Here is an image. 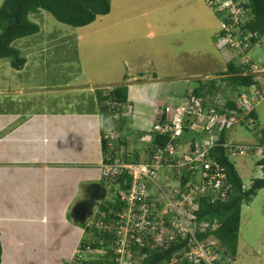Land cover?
<instances>
[{
  "label": "crops",
  "instance_id": "0c3cea01",
  "mask_svg": "<svg viewBox=\"0 0 264 264\" xmlns=\"http://www.w3.org/2000/svg\"><path fill=\"white\" fill-rule=\"evenodd\" d=\"M212 19L205 16L204 24L200 28L211 38L208 45L211 47L208 54L210 62L214 59L212 52L222 57V60L225 55L224 50L218 52L214 47L219 27L214 26L215 23L213 25ZM102 26L103 22L95 21L90 28H77L74 32L80 31L78 29L97 32ZM73 36L76 37L74 33ZM79 41L80 38L72 43ZM82 41L79 43L80 49ZM199 43L201 46L205 45L202 40ZM79 46H76L75 50ZM203 51L207 52L205 48ZM131 60L136 64L139 60L148 63L147 55L140 52ZM191 65L194 68H191ZM66 67L65 73H52L47 69H32L29 72L24 69L25 65L20 71L10 68L8 73L0 69V73H6V77L0 76L1 90H7L4 89L5 84L6 88L12 84L14 91H17L20 83L28 86L33 84L32 89L28 91L30 103L25 104L15 99L18 96V92H15L16 94L12 93L10 96L14 100L13 108L2 109L0 112L1 264H65L83 240L84 229L81 225L85 220L80 221L79 215L75 216L73 210L83 211V208L92 205L97 192L101 196L100 170L99 176H96L91 173L95 168H89L93 167L90 163L98 156L102 159L100 117L95 101L96 88L125 85L131 114L133 115L134 108L137 107V115L141 117L140 123L133 125L146 136L160 103L180 102L179 95L194 88L187 86V79L198 77L195 74V63L177 71L194 73L191 76L186 75V79L182 78L183 82L170 81L163 85L155 73L149 79L140 74L142 71L138 73L140 69L144 71L143 65L141 68L131 66L134 75L124 76L121 83L120 78L115 83L112 77L108 79L107 76L106 82L97 83L88 78H81L80 74H68L70 71ZM60 68L63 69V65ZM222 72V69L217 68L216 74ZM10 73L12 77L7 75ZM77 73L82 72L79 69ZM203 75L208 76L207 73ZM47 78L51 82H48ZM55 79L60 81L56 83ZM88 87L94 88L91 91ZM4 92L0 94V100L6 104L9 99ZM67 97L70 99L67 100ZM83 100H88L91 104L83 106ZM133 125L129 127L125 122L122 132H126L127 128L132 131ZM100 162L97 164L98 169Z\"/></svg>",
  "mask_w": 264,
  "mask_h": 264
},
{
  "label": "rangeland",
  "instance_id": "374dc122",
  "mask_svg": "<svg viewBox=\"0 0 264 264\" xmlns=\"http://www.w3.org/2000/svg\"><path fill=\"white\" fill-rule=\"evenodd\" d=\"M3 1L4 0H0V7ZM207 1L208 0H115V2L113 1L114 11H112L111 8L107 16L100 17L96 20L104 23V26H102V28L100 27V29L98 28L97 32L91 29H78L80 31L74 32V29L77 28L62 25L47 12L41 11L39 14L29 15L28 17L30 22L38 26L39 32L30 38L15 41L13 47L18 50L20 56L26 60L24 69L29 72H31L32 69H47V71L52 73H65L67 71L65 66H67L66 68L70 71L68 74H80L81 78H88L97 83L106 82V76L108 79L112 77L115 83H117L118 78H120L121 83L124 81V76L134 75L131 66L141 68L142 65L144 71L140 69L138 73L142 71L140 74H142L145 79L151 78L153 73H155L158 79L162 80L163 85L170 81L172 83L183 82L184 79L188 78L185 77L186 75L191 76L194 73H178L177 71L182 67H186V65L188 66L190 63H195L197 72L195 74L196 77H198L192 80L187 79V86L190 87H196L198 84L195 80L199 79L202 81L210 79L219 83L218 80L221 77L216 76L217 68L222 69L223 72H228V65L233 62L235 64L237 61H240V64H243L246 63L245 60L252 59L255 66L258 64L263 66L260 68H264V37L261 39L260 46H254V48L242 59H239L241 50H233L227 47L224 49V60H222V57L220 58L212 52L214 59L213 62H210L208 54L211 52V47L208 45L210 44L211 38L200 28L201 25L204 24L205 16L210 19L213 17L212 23L213 25L215 23L214 26L218 25L219 32L221 31L222 21L215 17L212 12L215 7L212 8V6H209ZM234 5L235 11L238 13L239 9L236 8L237 4ZM218 13H220L222 18H225L224 13ZM201 14H204V16ZM237 22V19H235L234 23L236 24ZM86 27L90 28L89 26ZM107 27L109 28L106 30ZM73 33L77 38L73 36ZM117 37L124 40L117 39ZM78 38H80V41L83 40L81 49L79 46L80 41L76 44L72 43L73 40H78ZM201 40L204 41L203 44L206 46H201L199 43ZM76 46L79 47L75 50ZM204 48L207 52L203 51ZM139 52L147 55L148 63L139 60L136 64L131 60V58ZM205 55L207 56L206 58ZM135 59L136 57L134 60ZM140 61H142V63ZM202 63H204V66H202ZM62 65L64 67L63 69L60 68ZM191 68H194V66L191 65ZM0 69L5 72H10L9 62L6 60L0 62ZM79 69L82 73H77ZM206 73L208 76L204 77L203 74ZM2 75L6 77V73H0V76ZM7 75H11L12 77V73ZM34 76L38 75L34 74ZM231 76H233L231 73H225V77L222 78ZM256 76L258 80L262 82V77L259 75ZM46 80L51 82L48 78ZM1 81L2 79H0V82ZM59 81L60 79L54 80L56 83ZM30 84L28 86V84L20 83L19 87L16 89L17 91H14L15 89L12 88V84L7 88V84L3 85L4 89L7 90L0 89V94L6 91L4 95L9 100L6 104L0 100V112L2 109L8 110L13 108L12 101L14 100H12L13 97L10 96L15 92H18V96L17 98L15 97V99L25 104L30 103L31 97L28 91L32 89L33 85L31 84L30 87ZM55 86H57V84ZM93 88L94 87H88L91 91ZM227 88L228 87L224 86L221 87L219 95L212 97L211 102L222 105L225 98L236 101L237 94L230 93ZM99 89L101 88H96L95 90L99 91ZM8 93L10 94L9 96L6 95ZM85 95L88 96L87 94ZM66 99L69 100L70 98L67 97ZM83 101L85 103L83 106L86 105L87 107L91 104L88 100ZM161 105L162 103H160V106ZM178 106L172 107L175 109ZM138 111L139 109L135 107L132 115L133 120L131 116H128L127 124L129 127H131L133 123H140L139 118L141 117L137 115ZM255 111L258 115L259 129H263L264 102L256 106ZM157 112L158 109L156 108V113ZM127 129L129 134H127L126 131L121 136V143L124 145L118 148V157L122 159L126 158L127 160H135V155H137L135 152L142 155L143 151L149 149L147 146L151 145L153 136L151 135L152 140H149L148 137L146 141L143 142V132L140 131L138 127L133 125L132 131L130 128ZM249 131H251V127L245 129L239 126L231 132L228 130L227 134L228 143L230 145L234 148L239 149V147H242L244 149L243 156L232 159L231 162L240 179H243V183L246 187L249 186L250 181L253 179L263 177L262 171L260 168H257V164L255 165V161L259 160L258 157H256V159L251 158L245 151L248 150L249 145H255L257 142L255 136L251 135ZM212 134L218 135V130L214 131ZM204 140L205 139L202 138L201 135L191 130L181 137L183 147L191 144L193 141L194 143H202ZM185 148L187 149L188 147L186 146ZM151 150L152 146H150V151ZM101 160V157L98 156L93 163H90L93 167L89 168H95V171L91 170L92 175L99 176L97 164ZM95 185L98 184L95 183ZM101 186L108 191L104 198L105 201L102 202V204H105L113 200V186L107 188L103 183H101ZM80 198L82 199V196H80ZM90 236L92 235H88L87 233L85 238L88 239ZM91 257H93V255ZM233 260L235 261L233 264H264L263 190L258 191L256 196L248 204H244L241 207L237 250ZM68 261L70 260L67 259L66 262Z\"/></svg>",
  "mask_w": 264,
  "mask_h": 264
},
{
  "label": "built area",
  "instance_id": "2783aa9c",
  "mask_svg": "<svg viewBox=\"0 0 264 264\" xmlns=\"http://www.w3.org/2000/svg\"><path fill=\"white\" fill-rule=\"evenodd\" d=\"M243 2L212 0L208 5L214 6L217 12L228 13L235 21L246 13L241 7ZM234 4H237L238 13ZM222 30L226 33L224 40L227 47L241 50L242 53L249 45L247 39L241 41L238 39L240 35H233L231 26L223 25ZM254 92L250 95L243 93L237 100V106L245 116L252 110L253 102L261 101H256L258 92ZM252 95L255 97L251 98ZM202 102L191 96L184 98L175 109L172 105L163 104L153 129L160 136L168 135L170 142L163 149L148 151L138 160L118 157L119 115L115 110L119 105L115 99L105 102L113 112L109 113L102 125V139L107 149L99 165L100 181L107 188L113 186L112 196L118 199L120 206L106 223L103 222L105 213L99 212V209L96 212L101 219L95 226L100 234L111 238L107 246L109 256L103 261L101 258L102 264H142L146 258L145 254L140 255L143 249L160 251L182 242L184 247L169 262L161 264L234 263L224 255L223 249L212 237L203 241L196 239V233L204 234L209 227L207 223L198 224L196 212L201 198L207 199L211 205L227 200L231 187L226 183L223 168L207 157L217 141L212 133L220 131L227 124L237 123L244 116H236L234 111L229 115H218L214 106L208 105V109H202ZM214 105L221 106L216 102ZM185 129L205 134V140L185 145L188 147L186 149L181 142V137L188 132ZM224 147L231 155L244 154L242 147L238 149L228 144ZM255 152L264 158V144L257 146ZM186 177L188 180L182 182ZM121 182L124 186L128 184V187L122 189ZM103 189L107 194V189ZM217 227V224H213L212 230ZM135 244L137 248L134 249L132 246ZM89 250L85 249L86 252ZM100 252L104 257V250Z\"/></svg>",
  "mask_w": 264,
  "mask_h": 264
},
{
  "label": "trees",
  "instance_id": "16d2710c",
  "mask_svg": "<svg viewBox=\"0 0 264 264\" xmlns=\"http://www.w3.org/2000/svg\"><path fill=\"white\" fill-rule=\"evenodd\" d=\"M209 1L212 0H208L207 2ZM113 4V0H4L0 7V61H8L10 68L15 71H20L24 67L26 60L21 57L19 51L13 47V43L17 40L35 36L39 32L38 26L29 21V15H36L41 11H45L62 25L72 28H84L93 24L98 18L107 16L111 8L112 11H114ZM241 7H243L246 13L237 20L238 22L236 24L228 13H226L227 16L224 13L225 18H222L220 13L215 10L216 8H213L212 11L215 17L222 21L221 31L218 32L216 36L217 40L214 44L218 52L227 48V43L224 40L226 33L222 30L223 25L231 26L234 30L233 35H240L238 38L239 40L246 41L247 39L249 41L247 48L240 53L239 59L247 55L254 46H260L261 39L264 37V0H244ZM245 61L246 63L243 64H240V61H237L235 64L231 62L232 64L228 65V72L216 74L217 76L225 77V73H231L233 76L226 78L221 77L218 80L219 83L215 80L206 79L202 81L199 79L196 81L198 84L196 87L191 90H185L178 98L182 100L185 97L190 98L192 96L197 99H202L201 108L208 109V105L214 106L215 112L218 115H229L234 111L236 116H244L243 121H240L239 124L245 129L251 127V132L257 141L256 143L263 145L264 128L259 129L258 115L255 110H252L245 116L244 111L237 106L235 101L229 98H225L222 106H216L211 102V98L217 95L220 92V88L223 86L228 87L227 89L230 93H235L237 95H240L242 90L248 93L247 89L255 86L256 92L259 93L256 95V101L264 99L261 88V85L264 83V75L261 76L263 80L262 84L255 75L248 74L245 76V73H254L252 66H255L252 59H247ZM256 66L259 68L263 67L258 64H256ZM104 94L105 92L102 90L97 91L98 106H101L104 101L112 98L123 105L127 103L128 90L124 85L111 88L107 96ZM254 97L253 95L251 96V98ZM208 102L209 104H207ZM103 110L104 107L101 106L99 109L101 115L99 116L102 118H104V115H102ZM249 121H251V123H249ZM100 131L102 130L100 129ZM185 131L188 130L185 129ZM251 132L249 133L251 134ZM227 134L228 130L224 128L219 131L216 145L209 152L207 158L214 160L219 166L224 168L227 180L232 185V193L228 194V200L225 203L217 202L211 205L205 198L199 200V210L196 212L198 224L205 221H216L219 227L216 230H212V225H209L206 233H196V239L203 241L207 239L209 235L214 236L219 241L220 247L224 248V255L229 258H234L237 250L241 207L244 204H248L256 196L258 191L264 190V158L256 163L258 167H261L260 170L262 171L263 177L253 180L247 190H242V181L237 175L234 165L229 161L227 148L223 146L227 144ZM169 142L168 135H156L152 142V149H163ZM121 145L124 144L121 143ZM105 148L106 143L103 141L102 151L104 154ZM113 154L115 155V152H113ZM135 157V160L139 159V155H135ZM170 180L171 179L168 181ZM186 180H188L187 177L183 178L182 182ZM127 187L128 184L124 186L121 182L122 189H126ZM112 198L113 200L99 206V212L105 213V219H103L104 223L112 218L113 212L119 210L120 203L118 199H116L115 196H112ZM97 216L98 215H95L94 218L87 220L81 225L84 229L85 236L87 233L88 235H92L88 237V239L84 238L81 245H89L93 250H104L105 255L101 257L103 261L109 256L107 253V246L111 238L103 233L100 234L99 229L95 226L97 221L101 219L100 216ZM183 245L184 242L174 244V246L160 251H143V249L140 255L143 253L146 255V258L142 264H160L164 261L169 262L173 254L184 247ZM132 247L135 249L137 245L135 244ZM102 261L100 259L91 264H102ZM183 264L188 263L184 262Z\"/></svg>",
  "mask_w": 264,
  "mask_h": 264
},
{
  "label": "clouds",
  "instance_id": "9594fccd",
  "mask_svg": "<svg viewBox=\"0 0 264 264\" xmlns=\"http://www.w3.org/2000/svg\"><path fill=\"white\" fill-rule=\"evenodd\" d=\"M26 39V38H25ZM22 40V39H21ZM20 54V53H19ZM252 67H255V69H253L254 70V73H245V76L246 75H259L260 77L261 76H263L264 75V69L263 68H259V67H257V66H252ZM259 69V70H258ZM256 72H257V74H256ZM263 81V80H262ZM261 82V81H260ZM263 82H261V84H262ZM125 86V85H124ZM114 88V87H113ZM261 88H262V93H263V96H264V83L261 85ZM108 89L110 90L111 89V87H107V88H101V89H99V90H102V91H104L105 92V94L104 95H108V93H109V91H108ZM254 89V90H253ZM245 90H242V92L240 93V95L238 94L237 95V100L240 98V96L243 94V93H245L244 92ZM254 91H256V87L254 86V87H250V88H248L247 89V92L249 93V95L251 94V93H255ZM220 93V92H219ZM219 93L217 94V95H219ZM247 93V94H248ZM259 94V93H258ZM217 95H215V97L217 96ZM186 98V97H185ZM113 99V98H112ZM112 99H110V100H112ZM184 99V98H183ZM182 99V100H183ZM110 100H106V101H104L102 104H101V106L102 107H104V110H103V113H102V115H104V118H102V117H100V128L99 129H101L102 130V125H103V123L105 122V120L107 119V116L109 115V113H112L113 111L108 107V106H106L105 105V102H107V101H110ZM182 100H180V102H177V104H171V103H168V102H162V105L163 104H166V105H172V106H178L180 103H181V101ZM200 100H202V99H200ZM237 100L235 101L236 102V104H237ZM264 100V99H263ZM263 100H261L260 102H253V108H252V110H255V107L256 106H258L259 104H261L262 102H263ZM95 101H96V105H97V107H98V111H99V109L101 108V106H98V104H97V101H98V99H97V91H96V95H95ZM115 101H116V99H115ZM117 102V101H116ZM117 104L119 105L118 107H117V109L115 110L116 112H117V114L119 115V121H118V128H119V131H120V135H119V140H118V142H119V145H118V147L116 148V151L118 150L119 151V147L121 146V136H122V134L124 133V132H122V126L123 125H125V122H127V118H128V116H131L132 117V114H131V107H130V105L128 104V102L126 103V104H121V103H119V102H117ZM207 104H209V102L207 103ZM224 104V103H223ZM162 105L160 106L159 105V107L157 108L158 109V112L155 114V118H154V120H153V122H152V124H151V127H150V130H149V134H146V136H144V139H143V142H145L146 141V139L149 137V140H152L151 139V135L153 136V140H154V137L156 136V135H158L155 131H154V129H153V127H154V125L156 124V119H157V116H158V114L160 113V111H161V109H162ZM222 106V105H221ZM133 110V109H132ZM251 110V111H252ZM250 111V112H251ZM249 112V113H250ZM98 113V112H97ZM98 115H101L100 113H98ZM240 121H243V119H240L237 123H230V124H227V125H225L223 128L224 129H226V130H229L230 132L231 131H233L235 128H237V127H242L239 123H240ZM124 122V123H123ZM249 123H251V121H249ZM237 126V127H236ZM242 128H244V127H242ZM222 129V128H221ZM249 132H251V131H249ZM99 133H100V145H101V156H102V158H103V156H104V153H103V151H102V142L104 141L103 139H102V131H100L99 130ZM198 135H201V137L203 138V135H205V134H203V133H197ZM251 134L253 135V133L251 132ZM159 136V135H158ZM216 138H217V140H218V136H219V131H218V135H214ZM105 142V141H104ZM153 142V141H152ZM192 143H194V141L192 142ZM227 144L228 145H230L229 143H228V139H227ZM226 145V144H225ZM262 144H260L259 145V143H256L255 145H249L248 146V152H247V154H248V156L250 155V157L251 158H255L256 159V157H258V161H260L261 159H262V156H260V155H258L256 152H255V150L257 149V146H261ZM150 146H152V143H151V145H149V146H147L149 149H147V150H145V151H143L142 152V155H145L148 151H150ZM224 146V145H223ZM106 149H107V145H106V148H105V152H106ZM153 150V149H152ZM151 150V151H152ZM117 151V152H118ZM136 153H138V152H135V154ZM118 154V153H117ZM137 155H139V158L140 157H142V155H140V153H138ZM240 156H243V155H231L230 153H228V157H229V161H230V163L232 164V162H231V160L232 159H235V158H238V157H240ZM120 158V157H119ZM242 158V157H241ZM258 161H255L256 163L258 162ZM101 162H102V160H101ZM100 162V163H101ZM256 163H255V165H256ZM233 165V164H232ZM221 168H223V167H221ZM257 168H260L261 169V167L259 166V167H257ZM223 172H224V168H223ZM237 173V172H236ZM224 174H225V172H224ZM238 175V174H237ZM239 176V175H238ZM240 178V177H239ZM262 178V177H261ZM225 179H226V183L227 184H229L230 185V194L232 193V185L229 183V181L227 180V176H226V174H225ZM258 179H260V178H258ZM100 180V179H99ZM253 180H256V179H253ZM252 180V181H253ZM241 181H242V190H247L249 187H250V185H251V182L252 181H250V184H249V186L248 187H246L245 185H244V183H243V179H241ZM100 183H102L101 181H100ZM104 189H103V187L101 186L100 187V192H99V194H101V196L100 195H98V192L96 193V195H95V199H94V202L92 203V206H91V213L87 216V218L85 219V221L84 222H86L87 220H89V219H92V218H94L95 217V215H96V212L98 211V209H99V206L102 204V202L103 201H105L104 200V198H105V196H106V194L104 193V191H103ZM228 193V194H229ZM229 196V195H228ZM227 200H228V198H227ZM226 200V201H227ZM225 201V202H226ZM224 202V203H225ZM98 203H100V205L98 206ZM243 206V205H242ZM202 223H207V224H209V225H213V224H217L216 223V221H213V222H210V221H205V222H202ZM218 226V225H217ZM219 227V226H218ZM217 227V228H218ZM216 230V229H215ZM210 237H212L213 238V240L214 241H216V243L218 244V246H219V248L220 249H223V251H224V253H225V250H224V248H222V247H220V243H219V241L214 237V236H211V235H209ZM208 236V237H209ZM85 238V233H84V237H83V239ZM82 242V241H81ZM81 242H80V245H78V247H77V249H76V251H75V253L73 254V257L70 259V261L68 262V263H66V264H91V263H95V261H99L100 259H101V252L99 253V251L100 250H98V249H95V250H93L89 245H81ZM172 246H174V245H172ZM177 246V245H176ZM171 247V246H170ZM169 247V248H170ZM86 248H89L90 250L88 251V252H86L85 251V249ZM183 248V247H182ZM181 248V249H182ZM181 249H179V250H177L175 253H177L178 251H180ZM162 250H166V249H162ZM174 253V254H175ZM173 254V255H174ZM93 255V257H91ZM172 256V255H171ZM234 263H235V261L233 260V258H230ZM184 263V262H183ZM182 263V264H183ZM161 264V263H160Z\"/></svg>",
  "mask_w": 264,
  "mask_h": 264
},
{
  "label": "water",
  "instance_id": "95a60500",
  "mask_svg": "<svg viewBox=\"0 0 264 264\" xmlns=\"http://www.w3.org/2000/svg\"><path fill=\"white\" fill-rule=\"evenodd\" d=\"M91 204L90 207L87 208H83V211H77V210H73V213L75 216L79 215V220L80 221H84L87 216L91 213Z\"/></svg>",
  "mask_w": 264,
  "mask_h": 264
}]
</instances>
